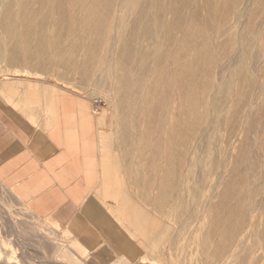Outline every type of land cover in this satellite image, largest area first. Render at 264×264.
Returning a JSON list of instances; mask_svg holds the SVG:
<instances>
[{
  "label": "bare ground",
  "instance_id": "1",
  "mask_svg": "<svg viewBox=\"0 0 264 264\" xmlns=\"http://www.w3.org/2000/svg\"><path fill=\"white\" fill-rule=\"evenodd\" d=\"M131 1L0 0V71L11 75L10 82L1 85V95L27 114L35 110L32 103L47 98L52 103L62 88L33 87L29 79L18 80L38 74L52 76L64 87L70 86L60 80L61 75L72 74L94 100L106 94L112 107L117 110L118 104L126 111L118 117L121 112L113 114L109 121L105 112L98 118L105 150L100 169L104 188L99 193L113 200L134 189L143 197L156 195L157 208L178 211L174 214L177 252L189 234L199 235L198 264H204L210 250V256L217 258L214 264H242L236 251L246 246L251 264H264V134L260 145L253 147L255 114L264 102V83L254 75L264 59V0H141L140 7L128 9L125 5ZM116 3L121 8L112 9ZM100 5L107 8L98 10ZM114 14L121 16L122 24ZM169 61L176 67L172 84L180 93L181 112L185 121L189 119L186 124L176 115L173 102L165 105L163 77ZM24 83L30 90L21 93ZM158 114L160 134L152 129L159 126ZM141 119L147 121L143 124ZM118 148L124 150L121 157L113 153ZM149 157L155 165H150ZM137 158L140 166L133 165ZM125 176L136 177L122 183ZM221 186L222 192L213 195ZM1 215L14 232L20 259L27 262V257L33 258L26 243L28 231L30 237L37 236L33 226L19 232L16 221L4 212ZM246 218L249 228L244 232ZM50 229L46 238L39 237V242L48 243L44 251L49 247L58 258L81 263L77 252L87 249L74 237L63 251L59 235ZM65 234L72 235L69 229ZM213 234L231 240V248L229 243L208 244ZM5 246L12 248V243L6 239ZM5 251L3 260L11 264L10 255L17 253Z\"/></svg>",
  "mask_w": 264,
  "mask_h": 264
},
{
  "label": "crops",
  "instance_id": "2",
  "mask_svg": "<svg viewBox=\"0 0 264 264\" xmlns=\"http://www.w3.org/2000/svg\"><path fill=\"white\" fill-rule=\"evenodd\" d=\"M43 105L49 112L38 125L12 121L0 106V185L35 217L50 218L62 228L68 225L88 254L96 257L91 264H101V258H107L102 264H144L145 244L127 233L119 217L125 213L117 215L109 208L113 199L95 192L105 155L100 129L98 133L100 114L89 100L70 94L56 96L52 103L46 99ZM35 113L27 117L33 121ZM94 188V200L86 205ZM6 218L0 213V264H6L1 226ZM28 235L30 239V230Z\"/></svg>",
  "mask_w": 264,
  "mask_h": 264
},
{
  "label": "rangeland",
  "instance_id": "3",
  "mask_svg": "<svg viewBox=\"0 0 264 264\" xmlns=\"http://www.w3.org/2000/svg\"><path fill=\"white\" fill-rule=\"evenodd\" d=\"M124 5L125 4H123L122 6H124ZM141 5H142L141 0H134V1H131L129 4H126L125 6L128 9H130L131 7H137L138 8ZM105 6H107V5H100L98 7V10H102V9L107 8ZM114 8L119 9V8H121V5L116 3L115 5L112 6V9H114ZM11 14H14V13H11ZM11 14L9 13V15H11ZM113 16H114V19L116 21H118L121 17L119 14H114ZM112 19H113V17H112ZM118 24H122V21L119 20ZM120 27L123 28L124 26L122 25ZM213 44H214V46H216V43H213ZM171 61L168 62V65H167L168 69H165L166 67H164L165 72H164L163 78H164V82H166V84H167V90L164 92L165 96H166L165 105L168 106L169 104H171L173 102L172 104L176 105L175 106L176 112H177L176 115L177 114L179 115V117L178 116L177 117L180 119V121H182V123L184 122L183 124H186L187 120H189V119H187L185 121L186 117H183L184 115L181 112L180 107L182 106V104L180 101V93H179V91H177V88H176L177 86L172 84L174 81V73L173 72L175 71L176 67L173 65V62H171ZM221 68H223V65L219 66L217 71L218 70L220 71ZM166 72H167V75H166ZM256 72L257 73L254 74L255 77L258 76L260 78V81L264 83V59L260 63V66L256 69ZM2 73L3 72L0 73V87H1V85H4V84L10 82L7 79L8 78L10 79V76H11L8 73L7 74L3 73V75H2ZM57 74H58L57 76H60L59 74H61V73H59V71H58ZM61 76L62 77L60 78V80L67 82L70 87H64L59 82H57L56 78L54 79L52 76H49L47 74H45V75L44 74L43 75L38 74L35 76H30L29 78L19 76L18 80L20 79V81L23 80V82H25L27 79H29L30 81L34 82V83L30 82L31 86L35 87L37 84V87H39V88L48 87V89H50L51 88L50 86H52V87L55 86L58 89H61V88L63 89L60 92L61 94H70V95H74L78 98L81 97V98L87 99L91 102V104H93V109H94L95 114L98 115V114H102L103 112H105L106 119L108 121L112 120L111 116H113V114L115 116L116 114L121 112L117 115V117H118L124 111H126L123 109L121 110V108L118 104L116 106V108L118 107L117 110L114 107H112L111 103H109L108 97L104 96V95H106L104 93L97 96V98L95 100L92 98V96L89 97V95L87 93V91L89 89L85 88V86L82 85L80 78H77L72 74H64ZM36 78H39L40 81H42V82H40V81L37 82ZM166 78H168V79H166ZM6 80L8 82H5ZM148 84H149V82H148ZM28 88L29 87H27L25 84L23 87L20 88L21 93H24L25 90H27V91L30 90ZM61 94H56V96H60ZM262 94H261V99L264 98V93H262ZM16 98H19V97H16ZM173 99H174V101H173ZM170 100H172V101H170ZM263 101H264V99H263ZM11 102L12 101L7 100L6 97H4L3 95L0 94V106L2 107V109L7 114V117H9L12 121H15V122H20L23 124L30 123L31 125H38L43 120V118L46 117V115H48V112H49L45 109H42L44 106L43 105L44 101H43V103H41V105L40 104L37 105L36 103H34V104L32 103L33 110L34 109L36 110L35 115L36 114L37 115H36L35 119L33 121H31V119H29V117H27V113L20 111V107L14 106ZM262 104L264 105V102H262ZM263 105L260 106V108L257 110V112L255 114V117L257 119L256 123H255L256 137L253 140L254 141L253 147H255V148L260 145V142H261L260 139H262V137H263L262 134H264V110H263L264 107H263ZM38 109H41V110H38ZM103 109H104V111H103ZM114 110H116L117 112ZM178 111H180V112H178ZM239 112H237V113L235 112V114H239ZM258 112H261V114ZM260 115H262L263 118ZM160 116H161L160 114L157 115L158 120H159L158 128L157 129L154 127L152 128L153 131L155 130L158 134H160L161 130H162V122H160L161 121ZM117 117H115V118L118 119ZM260 117L262 118L261 121H260ZM140 121L144 124L147 120L141 119ZM116 128H117V126H116ZM116 128L114 127V132H115ZM166 129H167V131H169V123H167ZM242 130H246V127H243ZM98 133H99V126H98ZM243 133H245V131ZM188 135H189V133L187 132L186 136H188ZM260 135H262V136H260ZM237 143L240 145V141ZM189 145H191V144H189ZM224 145L222 147L220 146V148L221 149L223 148V150L225 148H227V146H226L227 144H224ZM237 145H236V148H237ZM99 146L100 145L98 142V156H99ZM123 152H124V150H122V148H118L117 151H114L113 153L115 156L117 155V156L121 157L124 154ZM235 154H236V156H235ZM235 154H233V156L230 155V157H229L230 160L226 163L227 164L226 168L230 164V162H234V160L231 161V159H233V158L235 159V157L236 158L238 157V154L237 153H235ZM134 161H133L134 166H135V164L137 166H140L139 158H137V161L134 159ZM123 162H124V160L122 159V164H124ZM148 162H150V165H152L151 164L152 162H153V165H155L154 160L151 157H149ZM229 166L230 167L228 169L225 168V170L227 171L226 174L230 173L231 164ZM98 170L99 169L97 168V172H98ZM135 177L129 178L128 176H125V177H122L120 179H121L122 183H126L127 181L134 180ZM97 183H98V181H97ZM0 187H1L0 193L2 195L1 199H0V206L2 208V209H0V213L1 212L6 213L7 216H10V218H12L13 221L17 222V223H15L16 224L15 230H17L19 232H21L23 230L27 231V228L29 229L33 226L32 228L35 230V235H37L36 237L34 236V237H31L29 240H26V243H28L27 248L31 249L32 254H30V255L33 258L27 257L28 260H27V262H25V260L20 259L22 253L19 249H17V244L14 243L15 239L12 236L11 230L9 228H7V226L4 224V222H2L1 226H2V231L4 232V240L7 239V241L12 243V248L9 246H5V248H7V250H10V251H8V252H10V254L17 253V254H14V256L10 255V257H11L10 262H12L13 264H22V263H24V264H72L71 261H68L63 256L58 258L57 256H60V255L59 254L55 255L54 252H51L49 247H47V246H46L47 251H44L45 249H43L44 248L43 245L48 244V243H44V239L42 240L43 242H41V241L39 242V240H40L39 237L46 238V236L48 234L47 231H51L50 228H52L53 230L56 231L55 233L57 235H59L60 242H62V244H63L62 245L63 247L62 246L61 247L63 248V251H64L68 245L72 244V242L74 240L73 234L71 236H69V235L67 236L66 234H65V236L63 235L65 233V231L68 230L66 228L68 225H66V226H64V228H62V227H59V225L54 224V222L48 221L47 219L41 220V219L36 217V219H38V220H35V219L33 220L32 216L33 217H35V216L29 211L27 206L25 204H23L21 201H19L13 194H11V190L10 191L5 190L2 185H0ZM103 188H104L103 185L99 183L98 186L96 187V190H95V188L92 190L91 195L85 204L86 205L90 204L94 200V195H95L94 190L98 194L100 189L102 191ZM221 188H222V186L217 187L216 190L218 192L213 193V195H219V193L222 192ZM129 192H130L129 194H125L122 192L117 194V197H115L114 200L108 202V204L110 205L109 208L115 210L117 215L121 214V213H125V216H119V217H120V220H122L123 223L126 225L125 227H126L127 231H130L127 233L134 234V236L137 240H142L143 243L145 244V247L141 248V250L144 252V254L147 255V258H146L147 260L144 259V264H198L199 259L202 258V257H200V254H198V251H195V250H199L201 248L200 243H198L199 242V238H198L199 235H197V237H194L195 236L194 234L193 235L189 234L188 238L183 240L185 243L183 242V243L178 244V245L182 246V250H179L178 252L176 251L177 245L175 244L174 238H175V229L177 227L175 225H177V223L174 219V214L178 213V211L177 212L174 211V208H173V210H171L168 213L167 210L164 208H157L154 204H155V201L158 200V198L154 194L149 195L147 197H143V196L138 194L137 189L131 190ZM103 195L105 196L106 193H104ZM9 199H11L10 203L7 201ZM161 199H163V202H164V198H161ZM212 201L214 203L218 202L217 199L216 200L214 199ZM1 202H2V204H1ZM6 202L9 205H11V208H10V206H9V208H7L8 204H6ZM84 205L82 207H84ZM24 207L26 210L23 209ZM81 209L79 210L78 215H80ZM135 216H137V217H135ZM248 222H249V220H248V218H246L244 221V224H245L244 228H243L244 232L249 228ZM23 223H25V224H23ZM30 223H32V225ZM207 230H208L207 228H204L203 231L207 232ZM32 234H33V232H32ZM170 236L172 237L171 240H169ZM52 237L54 238V236H52ZM239 237H242V235H240ZM170 242H172L173 245ZM218 242L223 243V244L229 243L230 248L232 246L231 240H224L223 238L221 239L216 234H213V236H211V240L207 241L208 244H210V243L212 244V245L210 244L212 247L215 246L216 244H218ZM14 244H16V250H13ZM184 248H185V250H184ZM189 249H190V251H189ZM192 249L197 254L193 255L194 253H192V251H193ZM18 250H19V252H18ZM236 252L240 253V254L236 255V258H238L239 260L243 259L242 264L253 263V261H251L249 259V256H247V255H249V250H248L247 246L243 247L240 250H237ZM254 252L256 253V251H254ZM90 253H91V251H90ZM184 253H185V256L183 255ZM257 253L259 254V251ZM77 254H78V257H80V261H81V263L78 261L79 263H77V264H84V263L85 264H91L92 262H94V260H97L96 257L94 256V254H92V253L88 254V251H85V252L79 251V252H77ZM210 254H212V250L208 251L206 256H204V258H203L204 264H210L211 262H213L211 264H214L217 262L216 261L217 258L216 257L212 258L213 255L210 256ZM227 254H228V252L225 251L223 254V258H226ZM87 255H88V258H87ZM196 255H197V258H196ZM209 256H210V258H208ZM207 259L209 261H207ZM218 259H220V258H218ZM245 259H247V260H245ZM249 260H250V262H249ZM105 261H107V258H103V259L101 258V260H99V263L102 264ZM153 261H158V262L154 263ZM134 262L138 263L139 258L136 257Z\"/></svg>",
  "mask_w": 264,
  "mask_h": 264
}]
</instances>
